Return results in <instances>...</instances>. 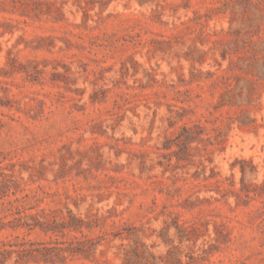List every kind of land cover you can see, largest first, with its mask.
Returning a JSON list of instances; mask_svg holds the SVG:
<instances>
[{"label": "rangeland", "instance_id": "obj_1", "mask_svg": "<svg viewBox=\"0 0 264 264\" xmlns=\"http://www.w3.org/2000/svg\"><path fill=\"white\" fill-rule=\"evenodd\" d=\"M0 264H264V0H0Z\"/></svg>", "mask_w": 264, "mask_h": 264}, {"label": "trees", "instance_id": "obj_2", "mask_svg": "<svg viewBox=\"0 0 264 264\" xmlns=\"http://www.w3.org/2000/svg\"><path fill=\"white\" fill-rule=\"evenodd\" d=\"M27 242H22V243H6L4 242L3 245L4 246H10L11 249H3L7 254L11 253L12 251H20L21 255H28L27 253H33L34 249L33 248H29L26 246ZM15 247H17V249H14ZM41 252V251H40Z\"/></svg>", "mask_w": 264, "mask_h": 264}]
</instances>
